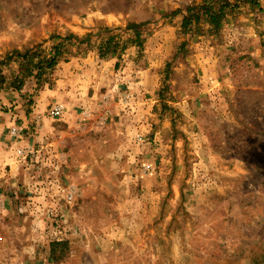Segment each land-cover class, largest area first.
Masks as SVG:
<instances>
[{
    "label": "rangeland",
    "instance_id": "374dc122",
    "mask_svg": "<svg viewBox=\"0 0 264 264\" xmlns=\"http://www.w3.org/2000/svg\"><path fill=\"white\" fill-rule=\"evenodd\" d=\"M199 1L0 0V56L77 38L28 91H0L27 117L0 126L20 142L0 151V264H264V0L185 33L173 11ZM55 70L52 118L33 110Z\"/></svg>",
    "mask_w": 264,
    "mask_h": 264
},
{
    "label": "trees",
    "instance_id": "16d2710c",
    "mask_svg": "<svg viewBox=\"0 0 264 264\" xmlns=\"http://www.w3.org/2000/svg\"><path fill=\"white\" fill-rule=\"evenodd\" d=\"M240 4L258 5L257 0H200L194 2L184 9L183 12L178 9L173 11L175 15L181 14V29L183 32L196 31L200 26L207 25L209 33H216L222 26L223 20L227 14H231ZM140 26V24H139ZM127 30H133V37H128L129 43L139 38L138 25L128 23ZM77 39L73 34H69L64 39ZM64 39L53 43L51 54H46L41 49V44L24 50L13 49L3 56H0V91L3 89H13L20 91L27 78L34 77L38 82L43 76L50 75L55 66L62 59L65 51ZM79 41H82L79 39ZM138 46L140 43L135 42ZM118 48V43L111 36L103 39L98 45L99 55L103 58L108 54L114 53ZM122 46L120 49L123 50ZM15 63V67L11 66ZM57 243H53V246ZM55 249V248H53ZM50 257L54 262L60 261L55 255Z\"/></svg>",
    "mask_w": 264,
    "mask_h": 264
},
{
    "label": "crops",
    "instance_id": "0c3cea01",
    "mask_svg": "<svg viewBox=\"0 0 264 264\" xmlns=\"http://www.w3.org/2000/svg\"><path fill=\"white\" fill-rule=\"evenodd\" d=\"M64 65H62V68L63 69H66L67 70H70V68L73 67V64L72 61H68V62H63ZM57 66H60L57 65ZM61 68V69H62ZM58 71L60 70H55L54 71V76H55V83L53 84V86H45L43 87V89H40L39 92H38V95L36 96V101H37V104H36V107L33 111H37L38 107H42V106H46V105H49V104H53V103H56V102H63L65 101V97H64V93L65 91H60V87H59V82H66V81H69L68 79L67 80H63V79H57L56 80V76H61L60 74H58ZM73 71V70H71ZM70 74V73H69ZM62 76H64V74L62 73ZM24 90H29V88H26L24 87L23 90L21 91H24ZM72 90V89H70ZM4 94V95H3ZM0 126H2L4 128V126H13L14 124V121L15 120H19L22 118V120L24 122H21V121H17L16 125L19 126L22 125V127H24L25 123H26V118L25 115L23 114V106H22V103H21V94L20 93H14V92H10L8 90H5L3 92H0ZM12 106V109H9V110H5V107L3 106ZM13 110V111H12ZM37 112H41L40 110H38ZM43 117L41 113H33L32 115V118H35V120H40L42 119L43 120ZM17 128V127H16ZM19 128V127H18ZM16 145H19L20 142L18 143H14L12 141H8L7 137L5 135H1L0 136V151H1V154L4 157V159L6 160V162L4 163L3 160H1V165L2 164H6L8 162H10L12 160L9 159L10 157V147H14ZM3 145V147H2ZM10 149V150H8ZM18 163V162H17ZM18 165V164H15V166ZM2 174L0 175V186H3L5 187L7 185V180L9 179V177L4 173V172H1ZM3 179H2V177ZM5 176H7L5 178ZM5 178V179H4ZM22 178H20L19 180H21ZM18 180V181H19ZM20 182V181H19ZM6 183V184H5ZM5 184V185H4ZM13 194V193H12ZM9 195H11L10 192H8V190H0V200L2 202V204H5V201L8 200L6 199V197ZM10 200V199H9ZM7 202V201H6ZM12 212H16V210L12 209Z\"/></svg>",
    "mask_w": 264,
    "mask_h": 264
},
{
    "label": "built area",
    "instance_id": "2783aa9c",
    "mask_svg": "<svg viewBox=\"0 0 264 264\" xmlns=\"http://www.w3.org/2000/svg\"><path fill=\"white\" fill-rule=\"evenodd\" d=\"M63 112H64V107H63V105H61V104H57V103L52 104L51 106H49V109H48V115H49L50 117H52V118L60 117V116L62 115ZM81 114L84 115V116H86V115H88L89 113H88L87 110L85 109V110H82V111H81ZM10 132H11L12 134L16 135V129H15V128H14V129H11ZM24 151H25V150L20 149L18 152H19V153H23ZM31 151H32L31 147H28L27 150L25 151V153H26V152H31ZM147 169H148V167L145 168V170H147ZM74 195H75L74 190H71V191H69V192L67 193V196H66V197H67L69 200H71V199L73 198Z\"/></svg>",
    "mask_w": 264,
    "mask_h": 264
}]
</instances>
